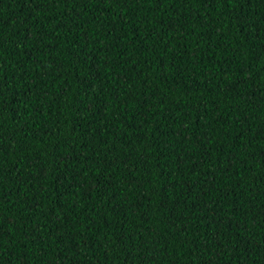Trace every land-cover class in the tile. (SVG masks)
<instances>
[{"label":"trees","instance_id":"1","mask_svg":"<svg viewBox=\"0 0 264 264\" xmlns=\"http://www.w3.org/2000/svg\"><path fill=\"white\" fill-rule=\"evenodd\" d=\"M0 264H264V0H0Z\"/></svg>","mask_w":264,"mask_h":264}]
</instances>
